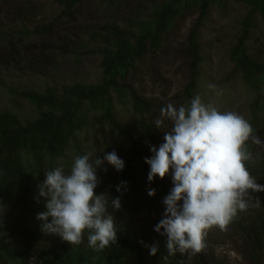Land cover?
<instances>
[{
  "label": "trees",
  "instance_id": "obj_1",
  "mask_svg": "<svg viewBox=\"0 0 264 264\" xmlns=\"http://www.w3.org/2000/svg\"><path fill=\"white\" fill-rule=\"evenodd\" d=\"M218 1L223 0H196L193 9L183 8V0H55L59 14L51 22H35L36 15L48 8L45 3L0 0V14L7 8L17 17V24L0 25V69L28 62L46 77L53 74L60 56L72 53L70 47L76 46L75 42H84L82 36L89 29L76 23L96 3L121 16L120 22L103 29L102 38L92 32L103 46L98 48L102 51L101 80L21 93L41 110L30 121L17 113L0 112V264H31L32 260L34 264H189L187 254L167 256V237L155 231L166 210L163 200L174 187L171 172L149 182L150 165L145 160L153 156L152 146L158 149L164 143L165 132L172 126L167 119L161 128L155 126L160 109L168 103L177 107L187 104L196 95L203 97L200 82L206 55L201 35ZM230 1L246 9L230 50L231 75L240 79L252 96L248 121L264 140V32L259 23V18L264 20V0ZM135 2L142 14L134 15L136 11L131 10V17H125ZM195 15L186 42L171 49L173 32ZM121 23L132 26L130 31L137 30V36L122 35V30L118 31ZM111 34L120 39L113 43ZM119 41L123 44L118 45ZM170 51L178 54L188 72L184 88L173 94L165 90L168 81L161 71ZM148 82L154 89H164L158 94L149 92ZM83 133L86 137L81 141ZM98 134L103 135L101 139ZM91 140L93 148L89 150L84 144ZM249 148L254 156L260 153L258 159L248 162L249 171L264 185V148L251 142ZM113 151L124 161L123 170L117 171L104 160L105 154ZM88 153L93 156L91 161H103L97 167L100 179L94 191L106 195L117 240L97 252L88 247L86 231L79 245L62 239L48 245L49 234L36 219L46 210V198L38 196V185L46 179V171L62 166L68 174L74 157ZM149 189H155L154 196L148 195ZM255 195L261 206L239 212L228 231L221 234L223 241L238 238L251 264H264V192ZM117 197L121 208L114 211L111 200ZM13 239L18 240V249L12 245ZM206 243V249L190 264H225L216 258L213 248L217 240L210 232ZM154 245L158 246L155 256L150 255Z\"/></svg>",
  "mask_w": 264,
  "mask_h": 264
},
{
  "label": "clouds",
  "instance_id": "obj_2",
  "mask_svg": "<svg viewBox=\"0 0 264 264\" xmlns=\"http://www.w3.org/2000/svg\"><path fill=\"white\" fill-rule=\"evenodd\" d=\"M208 88L216 96L223 94L215 84ZM165 119L171 122V129L158 149L151 147L153 156L145 160L150 165L149 182L171 172L174 185L163 200L166 210L155 231L167 237V256L187 254L190 264L206 249L213 228L227 232L239 212L261 206L255 193L264 192V185L257 183L247 164L260 155H253L249 142L264 148V140L243 115L219 111L200 95L178 107L173 103L162 107L155 126L161 128ZM90 157V153L75 156L68 174L62 166L45 172L38 196L46 198V210L36 219L42 222V231L71 245L81 244L87 231L88 247L100 252L116 242L117 233L106 195L94 191L96 170L103 161L96 158L93 162ZM104 160L117 171L124 168L115 151L105 154ZM148 195L154 196L155 189H149ZM111 205L114 211L119 210L120 198L112 199ZM157 252L158 246L150 248V255Z\"/></svg>",
  "mask_w": 264,
  "mask_h": 264
},
{
  "label": "rangeland",
  "instance_id": "obj_3",
  "mask_svg": "<svg viewBox=\"0 0 264 264\" xmlns=\"http://www.w3.org/2000/svg\"><path fill=\"white\" fill-rule=\"evenodd\" d=\"M39 1L45 3L48 8L44 13L36 15L34 21L39 22L47 19V21L51 22L60 12L57 10L55 0ZM100 4L96 3L90 13L78 18L76 25L81 26L83 29H89V32L82 36L84 37L83 43L77 41L75 42L76 46L70 47L72 48V53L59 57V61L53 68V74L50 77L41 76L30 67L28 62L0 69V112L17 113L22 119L30 121L36 118L41 110L32 105L21 93L31 90L45 92L49 86L55 84L61 90L64 85L69 86L80 82L101 80L103 72L100 66L102 51L98 48L103 46L95 39V36L102 38L103 29L111 23L120 22L118 19L121 16L110 14L106 11L107 7ZM186 6L194 9L196 0H183L182 7ZM140 7L138 2L132 4V8L124 14L125 17L130 16L131 10L136 11L134 15L142 14L143 11ZM7 11V8L2 9L0 25L11 26L16 23L17 17L12 15V12L8 13ZM245 13L246 9L242 4L230 0L218 1L215 7L211 9L201 35L205 46L206 64L202 68L200 90L203 96L202 100L205 103H212L219 111L230 110L238 112L248 120V104L252 101V96L240 79L232 77L233 64L230 60V50L238 39ZM196 17V15L189 17L185 22L181 23L179 29L173 32L171 49H179L186 42ZM259 23L261 24V31L264 32V20L259 18ZM131 28L132 26L128 23H121L118 31L121 32L122 30V35L126 32V34L129 33L128 36L132 35V33L137 36L138 31L134 30V28L130 31ZM92 32L96 35L92 36ZM115 36V34L110 36L113 43L117 42L115 39H120V37ZM71 40L76 41L70 38ZM120 43L122 41H119L118 45ZM161 71L168 81V86L165 90H170L172 94L181 91L187 83V68L183 61L178 58L176 52H169V56L164 61ZM209 84H215L218 88L223 89V94L216 96L214 90L208 88ZM148 89L149 92L156 91L155 93L158 94L164 88L158 87L154 89L149 83ZM98 135H100L99 139L103 136L102 134ZM258 136L261 139L262 135ZM85 137L86 133L81 134L80 140L84 141ZM84 145L89 150L93 148L92 140L89 142L85 141ZM91 157L93 156L91 155ZM97 179L100 178L97 176ZM210 233L217 240V244L213 249L218 261L225 264H251L244 254V245L238 238L223 241L224 237L218 228H213ZM60 239L62 238L58 235L49 234L47 244H58ZM10 241L18 249V240L13 239Z\"/></svg>",
  "mask_w": 264,
  "mask_h": 264
},
{
  "label": "built area",
  "instance_id": "obj_4",
  "mask_svg": "<svg viewBox=\"0 0 264 264\" xmlns=\"http://www.w3.org/2000/svg\"><path fill=\"white\" fill-rule=\"evenodd\" d=\"M31 264H34V260H32Z\"/></svg>",
  "mask_w": 264,
  "mask_h": 264
}]
</instances>
